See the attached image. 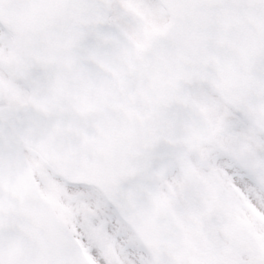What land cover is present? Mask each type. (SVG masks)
I'll use <instances>...</instances> for the list:
<instances>
[{
	"label": "snow or ice",
	"instance_id": "1",
	"mask_svg": "<svg viewBox=\"0 0 264 264\" xmlns=\"http://www.w3.org/2000/svg\"><path fill=\"white\" fill-rule=\"evenodd\" d=\"M0 264H264V0H0Z\"/></svg>",
	"mask_w": 264,
	"mask_h": 264
}]
</instances>
